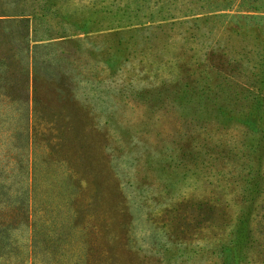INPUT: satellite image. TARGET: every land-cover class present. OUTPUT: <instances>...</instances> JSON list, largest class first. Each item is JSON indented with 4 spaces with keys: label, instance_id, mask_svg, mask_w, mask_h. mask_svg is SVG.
Masks as SVG:
<instances>
[{
    "label": "rangeland",
    "instance_id": "374dc122",
    "mask_svg": "<svg viewBox=\"0 0 264 264\" xmlns=\"http://www.w3.org/2000/svg\"><path fill=\"white\" fill-rule=\"evenodd\" d=\"M160 3L181 23L133 34L125 60L103 33L53 25L77 40L37 56L61 61L30 82L25 56L7 67L0 221L17 243L34 234L31 264H221L216 244L244 206L242 116L261 114L246 91L259 82L239 74L264 66V0ZM256 180L249 241L241 254L228 244L229 264H264V153Z\"/></svg>",
    "mask_w": 264,
    "mask_h": 264
},
{
    "label": "trees",
    "instance_id": "16d2710c",
    "mask_svg": "<svg viewBox=\"0 0 264 264\" xmlns=\"http://www.w3.org/2000/svg\"><path fill=\"white\" fill-rule=\"evenodd\" d=\"M64 1L67 0H0V32L6 40L0 44L3 48L0 51V86H4V93L1 92V94L8 97L10 88L6 86V82L2 81H6L7 67L15 64L16 58L26 57L23 62L25 66L23 72L25 81L30 82L35 75L37 65L46 68L51 62L57 63L63 58L59 55L51 60L39 59L37 56L39 50H57L63 44L75 43L74 41L77 40L75 37L55 34L57 30L53 28V25L62 26L61 29L69 26L83 36L103 33L102 36H108L110 39V45L107 47L111 54L120 62L126 59L130 50L128 39L133 37V34L138 36L147 29L155 32L169 25L181 23V21L176 22L178 20L174 19L173 14H168L163 10L160 0H151V6H148L149 0H93L89 5L74 7L62 13L57 4ZM227 72L224 79L230 82L232 74L228 70ZM253 73L252 80H249V73L240 72L239 75L245 79L241 82H259L256 88H246V91L248 101L260 109L261 114L253 117L252 112L242 116L243 123L250 134L248 137L250 139L249 155L247 156L249 164L241 169L242 171L247 168V173L244 170V179L238 181V188L241 190L243 188L242 203L244 206L235 214L233 225L227 232L228 236L225 241L216 244L221 255V264H229L232 261V255L228 249L229 243H231L230 247L238 248V254H241L242 249L244 251L246 249L252 216L250 208L254 204L257 192L256 177L259 176V166L264 153V96L258 92H264V66L259 67ZM238 101L239 98H236L235 103ZM204 107L207 109L208 103L204 104ZM1 188L0 183V190ZM29 207L26 203L23 216L26 226L31 228ZM12 228L11 221L6 223L0 221V264H31L34 252L31 243L34 239L31 240V238L34 234L30 230L27 244L17 243L16 237L10 238Z\"/></svg>",
    "mask_w": 264,
    "mask_h": 264
}]
</instances>
